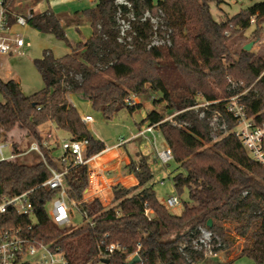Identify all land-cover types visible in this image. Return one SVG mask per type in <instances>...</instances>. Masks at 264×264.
Instances as JSON below:
<instances>
[{"label": "trees", "instance_id": "16d2710c", "mask_svg": "<svg viewBox=\"0 0 264 264\" xmlns=\"http://www.w3.org/2000/svg\"><path fill=\"white\" fill-rule=\"evenodd\" d=\"M121 1L94 0L95 7L74 13L83 16L92 30L89 38L74 44L67 42L60 17L50 8L35 13L29 24L67 42L70 51L56 57L43 50L33 59L44 86L30 94L15 79L0 77V137L6 139L7 133L20 129L27 142L40 141L38 126L50 121L67 138L87 140L85 156L90 157L100 153L104 143L81 120L71 94L89 101L108 120L122 108L132 113L142 106L129 103L133 94L159 93L153 104L164 102L165 111L178 112L173 118L180 125L169 123L161 110L153 109L138 126L155 125L176 163L173 186L178 193L186 188L189 201L183 202L179 213L170 212L152 189L146 157L124 147L140 189L115 196L105 207L100 201L89 206L82 202L79 207L86 217L80 225L57 226L46 209L56 190L38 187L50 176L43 161H2L0 198L34 188V217L7 211L0 214V226H21L30 240L61 252L65 264H94L102 259H108L107 264H127L135 252L139 260L134 264H200L205 260L203 249L193 245V241L199 244V227L212 233L214 251L226 257L234 252L224 264L241 256L264 264V165L247 154L233 132L234 118L224 110L226 99L237 92L226 90L228 76L253 83L245 108L256 123L264 122V54L234 46L251 23L255 25L252 39H260L264 1L220 21L212 17L209 3L219 5L224 0ZM157 12L169 30V45H151L154 33L162 31L154 29L151 17L144 14ZM119 19L126 22V30ZM199 99L210 101L209 109L226 117L227 131L217 140L210 137V110L199 118L191 108ZM42 150L47 164L60 169L53 148ZM63 164L69 167L68 196L79 200L88 184V165H74L71 157ZM239 240L242 243L236 244ZM111 244L117 247L109 253L106 247Z\"/></svg>", "mask_w": 264, "mask_h": 264}, {"label": "built area", "instance_id": "2783aa9c", "mask_svg": "<svg viewBox=\"0 0 264 264\" xmlns=\"http://www.w3.org/2000/svg\"><path fill=\"white\" fill-rule=\"evenodd\" d=\"M16 0H0V68L3 65V57L11 56L14 53L20 52L24 47L28 46V41L23 35L15 31L16 26L25 27L35 15L33 7H27L24 12H14L11 8ZM118 2H122L118 0ZM254 19H251L253 22ZM155 29V27H154ZM248 92V91H247ZM248 93L236 92L226 99L225 112L230 114L235 125L233 132L240 139L247 154L254 161L264 165V122L256 123L245 108L244 99ZM129 103L135 104L130 99ZM210 101H197L193 108L199 111L198 116L202 118L205 115V110H210L207 117L210 127V137L220 136L227 131L226 117L217 109H209ZM81 120L87 125L93 122V117L90 114L80 115ZM39 127V126H38ZM155 125H146L139 129L132 137L143 135L145 132H152ZM40 141L29 140L23 147L15 148V142L12 140L0 137V162L15 161L17 157L25 156L31 152L39 155V160L48 167L50 176L41 182L38 187H47L55 189L56 195L47 203L46 209L49 218L57 226L70 225V218L73 215V210L79 212L83 217H86L85 210H82L79 205L85 203H103L101 207H105L107 201L110 200L108 194L109 187L107 179L109 178L110 170L102 168L100 165L91 164V162L103 151L110 149V146L104 144V149L90 157L85 156L87 140H74L63 138L61 144L62 154L58 158L61 164L60 169H55L49 166L43 155L44 149H52L56 143L55 134L50 129L40 131ZM127 140L119 139L115 147H121ZM156 158L162 163H168L173 160V156L169 147L156 152ZM71 157L74 165H88V184L82 191V197L77 200L68 196L69 187L65 182V174L69 167L64 165L67 159ZM34 188L22 191L9 196L0 198V214L7 211H12L20 215H28L34 217V207L31 200V194ZM167 208L180 205L177 196H169L164 204ZM146 214L150 211L145 210ZM27 228H31L28 225ZM21 226L4 227L0 226V264H65V258L61 252L52 251L47 245L30 240L23 232ZM200 236L199 244L193 241L194 248L203 249L204 258H219L218 252L213 250L214 245L211 243L212 233L199 227ZM117 247L114 244L106 247V250L111 253ZM134 255H137L135 252ZM131 257V258H132Z\"/></svg>", "mask_w": 264, "mask_h": 264}, {"label": "rangeland", "instance_id": "374dc122", "mask_svg": "<svg viewBox=\"0 0 264 264\" xmlns=\"http://www.w3.org/2000/svg\"><path fill=\"white\" fill-rule=\"evenodd\" d=\"M264 0H224L219 5H216L215 1H211L210 12L215 20H222L231 15L237 13L239 10L247 8L256 2H261ZM34 8L35 12H42L48 8L49 3L47 0H16L11 6L14 12H24L29 6ZM145 16L151 17V22L154 27H157L162 32L154 33L151 38V45L163 46L169 45L168 39L169 30L164 24L162 14L157 12L156 14L145 13ZM128 18L130 16H127ZM64 20L73 21V19L66 18ZM78 20V19H75ZM118 23L122 25V29H127V24L124 20L119 19ZM87 24L83 16L80 17V22L78 21L74 25H65V34L67 37V42L74 44L79 39L86 37L85 26ZM76 26L78 27L77 29ZM263 30L260 39L254 41L251 37V32L253 31L255 25L253 23L250 26L240 32L239 36L235 40V48H240L251 43L250 51L254 54H264V22L262 24ZM15 31L23 35L29 45L24 47L20 52L14 53L11 56L3 57V65L0 68V77L2 79H15L25 94H30L34 91L41 89L44 84L42 78L33 64V59L42 55L43 50H49L56 57L62 56L63 54L70 51L67 42L57 39L52 34L42 33L39 30L28 24L25 27L16 26ZM227 91L234 90L238 93L249 91L252 88L253 83L246 85L242 80L232 79L228 77ZM72 102L81 111L88 112L93 117V122L87 124L90 132L98 139H100L104 144H112L117 142L119 139L127 140L123 148L125 147L128 151L132 152L134 150H140L145 155L147 161L150 163L151 170L153 171V186L152 189L157 197V199L165 204L166 199L175 195L180 201V205L168 208L170 212L179 213L182 209L183 202L187 203L189 201L188 192L186 188H183L181 192L178 191L173 186L172 177L175 174L176 163L170 160L168 163H162L156 158V152L164 149L166 147L165 141L159 131L154 128L152 132H145L143 135L132 137L133 133H136L139 129L146 126L142 124L140 127L139 123L145 118L146 114L153 110H161L164 113V120L168 121L173 125H180L179 122L174 120V115L178 112H169L163 109L164 102L158 103L157 106L153 104V99L159 97V93L146 91L141 95H132L131 99L135 103H141V107L136 109L134 112L129 113L125 108L120 109L117 114L111 119L103 118L102 114L89 106L86 107L84 104V99H82L78 94H71ZM1 99V94H0ZM202 99H199L201 101ZM195 113L199 111L194 110ZM85 114V113H83ZM199 117V116H198ZM179 123V124H178ZM181 125H184L181 122ZM49 128L53 134H55L56 143L53 145L52 155L55 158H59L62 154L61 144L62 139L66 138L62 132L58 131L50 121L44 122L38 128L43 131L45 128ZM220 136H212V140L219 139ZM6 139L12 140L16 145L21 148L27 143V138L24 135V131L20 129H14L6 134ZM39 160V155L35 152H31L25 156H20L16 158V162L31 164ZM102 161L97 159L96 164L101 166ZM140 187L133 189L138 191ZM113 197L110 196V200L107 201V205L110 204ZM103 204V203H102ZM71 226L80 225L83 222V216L73 210V215L70 218ZM185 241V240H184ZM242 240L236 242V244H241ZM194 244V243H193ZM230 254L228 257L224 255L223 252H218V260L211 258H205V260L200 264H224L227 259L235 256V254ZM94 264H105L102 262H96ZM199 264V263H198ZM229 264H254L252 259L246 256L236 257Z\"/></svg>", "mask_w": 264, "mask_h": 264}, {"label": "crops", "instance_id": "0c3cea01", "mask_svg": "<svg viewBox=\"0 0 264 264\" xmlns=\"http://www.w3.org/2000/svg\"><path fill=\"white\" fill-rule=\"evenodd\" d=\"M47 3H49L48 8H50L56 15L60 17L61 24L64 26L71 24V23L72 25H74L78 21L80 22L81 16L79 14L74 15V13H79L84 9L95 7L94 0H47ZM70 17L73 19V21L64 20ZM75 19H78V20H75ZM85 26L87 27L86 37H83V39L78 38V41H85L91 35L92 30H91L90 25L87 23L85 24ZM78 27H81V26H76L75 29H77ZM69 99L72 102L71 96H69ZM84 104L86 105L87 108H89L90 106L89 101L85 100ZM75 107L80 115H82L83 113L89 114L85 110L81 111L77 106ZM45 129H49V128L46 127ZM115 144L116 142L112 144H107L108 146H110V149L107 151L101 152L95 158V159H99L102 161L101 163L102 168H107L110 170L109 178L107 179L108 185H110L108 194L113 198L115 196L122 195L127 190L136 189L140 185V181L137 176V173L133 165L131 164L130 159L128 155L126 154L124 148L122 147L124 144L121 147H115ZM135 151H139L142 155H144L142 151L140 150H134L132 152H135ZM93 161L91 162L92 165L95 164L93 163ZM150 169H151V166H150ZM151 172L153 174L152 170Z\"/></svg>", "mask_w": 264, "mask_h": 264}, {"label": "water", "instance_id": "95a60500", "mask_svg": "<svg viewBox=\"0 0 264 264\" xmlns=\"http://www.w3.org/2000/svg\"><path fill=\"white\" fill-rule=\"evenodd\" d=\"M250 47H251V43H247V44H245V45L243 46V49H245V50H249ZM210 224H211V220L208 219V221H207V225H210ZM138 260H139L138 255H134L132 258H130V260L128 261L127 264H134V263H136ZM101 262L107 264V263H108V259H102Z\"/></svg>", "mask_w": 264, "mask_h": 264}]
</instances>
